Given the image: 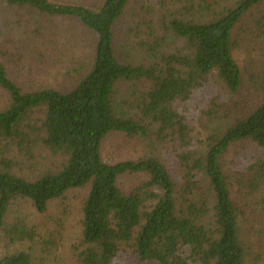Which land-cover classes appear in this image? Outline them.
Segmentation results:
<instances>
[{
    "label": "trees",
    "instance_id": "16d2710c",
    "mask_svg": "<svg viewBox=\"0 0 264 264\" xmlns=\"http://www.w3.org/2000/svg\"><path fill=\"white\" fill-rule=\"evenodd\" d=\"M131 2L104 0L92 8L50 0H0V8L76 19L96 38L91 70L65 91L48 87L26 92L0 61V88L10 96L9 107L0 110V232L5 245L36 238L23 218L8 221L18 201L27 200L45 213L52 202L89 187L79 255L83 264H114L123 246L132 248L145 264H245L247 248L224 159L236 143L249 141L264 148V101L232 124L209 126L214 132L200 148L194 146L189 119L197 110L192 106L212 81L232 94L241 89L233 35L264 0H232L224 8L218 0H165L160 31L144 23L148 30L138 40L136 57L120 59L116 28ZM36 110L44 116L42 124L33 127L27 120ZM218 115L206 118L213 124ZM113 133L184 151L180 182L170 162L159 157L104 162L102 144ZM11 143L30 154L44 145L63 158L61 168L35 180L23 177L7 158ZM248 174L252 192L260 190L264 160L252 165ZM124 175L148 179L126 194L119 186ZM0 264L33 261L24 251L0 252Z\"/></svg>",
    "mask_w": 264,
    "mask_h": 264
},
{
    "label": "rangeland",
    "instance_id": "374dc122",
    "mask_svg": "<svg viewBox=\"0 0 264 264\" xmlns=\"http://www.w3.org/2000/svg\"><path fill=\"white\" fill-rule=\"evenodd\" d=\"M50 1L92 8L104 2ZM164 1L132 0L127 16L116 28L118 58H127L128 55L129 60H133V55L136 57L138 53L134 49H139L138 40L143 39L148 30L144 23L152 24L150 26L160 31L159 22L167 13ZM218 1L222 8L232 3V0ZM140 23L141 27H136ZM233 42L234 58L242 72V87L238 93L232 94L224 85L212 81L210 88L192 106L197 110L195 115L191 114L189 121L197 148L202 147L214 132L209 130L210 127L232 124L264 101V5L250 11L238 24ZM95 44V35L76 19H50L29 9L0 8V61L6 64L10 77L26 92L48 87L62 91L70 88L80 75L91 70ZM9 105V94L0 88V110L7 109ZM132 112L129 111L130 114ZM215 112L219 113L217 118L220 119L210 124L206 117ZM43 116V111L36 110L29 115L27 123L33 127L40 126ZM10 145L7 158L13 162V171L23 177L35 180L47 170L61 168L63 158L52 155L44 145L35 146L32 154L26 148L15 146V143ZM173 149L172 144L163 146L137 137L129 138L124 133H113L102 144V158L110 165L147 157L166 159L179 183L180 161L185 155L178 147L176 151ZM261 159L264 160V148L249 141L234 144L224 159L242 240L247 248L245 264H262L264 260V186L252 192L247 179L250 175L248 170ZM147 179L144 175H124L119 180V186L129 194ZM89 191V187L73 190L65 198L52 202L45 213L38 212L27 200L18 201L10 209L8 221L23 218L36 238L32 242L7 246L0 232V252L24 251L31 255L33 264H83L79 255L83 250V207ZM114 264L145 263L138 260L132 248L123 246Z\"/></svg>",
    "mask_w": 264,
    "mask_h": 264
}]
</instances>
